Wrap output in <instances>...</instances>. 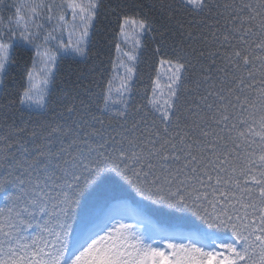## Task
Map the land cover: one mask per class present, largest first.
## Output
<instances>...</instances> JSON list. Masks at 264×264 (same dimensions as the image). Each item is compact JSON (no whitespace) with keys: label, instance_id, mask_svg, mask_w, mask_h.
<instances>
[{"label":"snow or ice","instance_id":"6c2138e0","mask_svg":"<svg viewBox=\"0 0 264 264\" xmlns=\"http://www.w3.org/2000/svg\"><path fill=\"white\" fill-rule=\"evenodd\" d=\"M61 7L0 16V84L17 39L42 64L19 101L36 121L0 122V264H264V0H173L159 27L139 21L170 73L144 103L139 40L122 74L51 97ZM68 7L83 30L58 47L86 57L100 0Z\"/></svg>","mask_w":264,"mask_h":264},{"label":"trees","instance_id":"16d2710c","mask_svg":"<svg viewBox=\"0 0 264 264\" xmlns=\"http://www.w3.org/2000/svg\"><path fill=\"white\" fill-rule=\"evenodd\" d=\"M27 1L4 0L7 7L0 6V16L4 17L5 23H7L8 17H12L14 21L16 6L24 7L27 5ZM63 1L55 0L57 5H62L57 9V16L65 14L66 7ZM162 2L172 3L173 0H100V7L92 20L89 36L86 38V57L73 58L65 56L64 53L58 55L55 67V84L49 88L51 97L59 96L70 84L79 83L93 90H96L97 83L106 84L113 77V65L122 21L124 19L147 20L154 22L155 26L159 27L162 17L167 15L166 9L161 10ZM23 14L21 12V15ZM12 27L15 28V23ZM57 30H61V28L59 27ZM159 39V33L154 28L145 30L140 40L134 80L136 99L141 103H144L151 95L160 61L166 59L155 51ZM35 52L36 49L33 45L23 42H17L12 48L7 74L3 77V83L0 84V122L8 124L14 122L17 125H22L25 121L30 123L36 121L35 111L19 102L21 94L26 88V79L32 67ZM9 101H14V103L9 104ZM137 199L139 198L137 197ZM128 202L133 204L130 200ZM153 222L157 223L155 218H153ZM187 230L180 229V231Z\"/></svg>","mask_w":264,"mask_h":264},{"label":"rangeland","instance_id":"374dc122","mask_svg":"<svg viewBox=\"0 0 264 264\" xmlns=\"http://www.w3.org/2000/svg\"><path fill=\"white\" fill-rule=\"evenodd\" d=\"M39 1L40 0H28L26 2L27 5L24 7H21V9H22L21 12L24 13L23 15L24 16L30 15V11H29L30 7ZM72 2H73V0H64L63 1L64 6L66 7L65 8V14L66 15L64 14L65 20L62 23V25L60 26L61 30H56V32L54 33V35L57 37V40L50 41L49 45H48V47L51 48L52 52L55 55H57V57L59 54H63V50L58 47L59 42L62 41L64 44H68L69 42H71L74 44L79 39L80 33L83 30V25L81 24L79 16L77 15L76 19L73 20L72 10L68 7V5ZM75 2L78 4H83L86 6L89 3V0H75ZM132 21H136L137 24H133ZM138 22L139 21L132 20V19H124L122 21L121 26L123 25V33H122V30H120L119 38H118V41H119L118 45L120 47V52H118L116 49L115 64H118L119 59H125L126 60L127 58L123 57L122 53L133 52V50L135 49L136 41L141 40L145 31L141 32L139 30ZM43 23H44V28L41 29L42 30L41 37L44 34H46V31H50L56 22H52L50 24L46 21H43ZM45 26H47V27H45ZM17 31H20V29H17ZM89 32H90V28H89ZM16 35L18 38L19 32ZM17 42H20V41L17 39ZM138 51H139V49L137 50V55H138ZM34 59H35V56H34ZM34 59H33V61H34ZM41 68H42V64L37 60L35 67L32 64V67L30 69V71L34 73L35 83L37 84L38 87L41 86V80H42V73L40 71ZM122 72H123V69H117L116 71H114V69H113L112 74H113V76H115L118 74H122ZM169 74L170 73L167 70V65L161 66V64H159L156 78L159 77L161 85H165L168 82L167 77ZM117 83H118V81H117ZM26 87H28V79H26ZM152 87H153V85H152ZM127 203L129 205V207H131V208L135 207L130 202H127ZM128 222H131V221H128ZM177 231H180V229H177Z\"/></svg>","mask_w":264,"mask_h":264}]
</instances>
